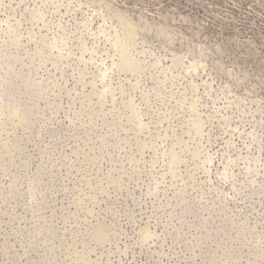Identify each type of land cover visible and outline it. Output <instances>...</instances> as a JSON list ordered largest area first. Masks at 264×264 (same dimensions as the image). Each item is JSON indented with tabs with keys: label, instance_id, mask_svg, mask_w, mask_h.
Listing matches in <instances>:
<instances>
[{
	"label": "rangeland",
	"instance_id": "374dc122",
	"mask_svg": "<svg viewBox=\"0 0 264 264\" xmlns=\"http://www.w3.org/2000/svg\"><path fill=\"white\" fill-rule=\"evenodd\" d=\"M0 264H264V0H0Z\"/></svg>",
	"mask_w": 264,
	"mask_h": 264
}]
</instances>
